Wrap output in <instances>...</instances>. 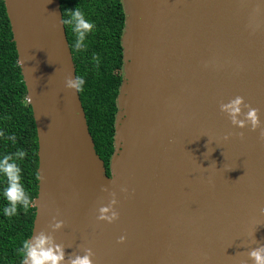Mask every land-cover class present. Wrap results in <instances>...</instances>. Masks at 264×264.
I'll return each instance as SVG.
<instances>
[{
  "label": "water",
  "instance_id": "water-1",
  "mask_svg": "<svg viewBox=\"0 0 264 264\" xmlns=\"http://www.w3.org/2000/svg\"><path fill=\"white\" fill-rule=\"evenodd\" d=\"M4 3L38 136L32 234L56 216L66 255L91 248L94 264H253L264 140L219 105L242 96L264 126V0H121L109 173L79 92L65 87L76 68L60 0ZM113 199L119 218L97 221Z\"/></svg>",
  "mask_w": 264,
  "mask_h": 264
},
{
  "label": "trees",
  "instance_id": "trees-1",
  "mask_svg": "<svg viewBox=\"0 0 264 264\" xmlns=\"http://www.w3.org/2000/svg\"><path fill=\"white\" fill-rule=\"evenodd\" d=\"M62 15L65 9L77 6L94 24L88 47L83 52L72 50L73 34L66 28L73 54L76 76L85 78V86L79 91L86 113L95 149L104 160L108 173L109 161L114 151L116 98L122 81L123 49L121 35L125 14L121 0H60ZM95 53L99 65L91 63ZM0 154L17 149L25 152L19 161L22 183L31 200L38 194V136L32 107L27 100L26 85L18 61V53L4 0H0ZM15 135L16 143L4 137ZM2 186V179H0ZM3 200L0 198V206ZM36 208L27 213L18 212L6 218L0 213V264H19L16 248L22 239L32 234Z\"/></svg>",
  "mask_w": 264,
  "mask_h": 264
},
{
  "label": "clouds",
  "instance_id": "clouds-1",
  "mask_svg": "<svg viewBox=\"0 0 264 264\" xmlns=\"http://www.w3.org/2000/svg\"><path fill=\"white\" fill-rule=\"evenodd\" d=\"M60 23L73 34L72 50L74 52L85 51L88 47V38L95 29L94 22L86 16V13L79 6L74 9H65ZM91 63L99 65L100 58L97 54H92ZM84 86L85 78L83 76H69L65 79V87L76 92L82 91ZM219 109L234 127L248 128L251 131L259 129L260 138L264 140V126H262L259 110L246 104L242 96H235L226 103H220ZM245 109L247 110L245 111ZM0 135L3 134L0 133ZM239 135L243 136V133ZM228 138L229 136L225 135L224 139L227 140ZM4 139L6 142L11 141L13 145L16 143L15 135H8ZM24 157L25 152L22 149H17L12 153L0 154V179H2L0 198L3 200L0 213L6 218L16 216L18 212L27 213L33 204L22 183V169L18 163ZM120 191L126 192L127 188L121 187ZM117 203V199L110 200L107 204L102 203L97 209L96 220L107 223L116 221L119 218V213L115 207ZM260 213L264 215V208L260 209ZM63 227L64 221L53 216L52 222L49 224L51 231L41 230L22 239L16 248L19 264H94L93 257L95 254L91 248H83L82 254L73 252L66 255L65 245L57 243L53 235ZM125 239L126 237L121 235L118 237L117 243H123ZM248 256L253 264H264V244H258V246L250 249Z\"/></svg>",
  "mask_w": 264,
  "mask_h": 264
}]
</instances>
